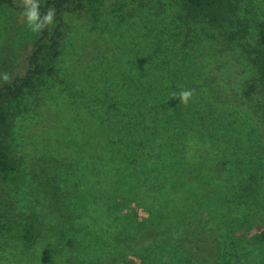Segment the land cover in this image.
Returning <instances> with one entry per match:
<instances>
[{
  "label": "rangeland",
  "instance_id": "374dc122",
  "mask_svg": "<svg viewBox=\"0 0 264 264\" xmlns=\"http://www.w3.org/2000/svg\"><path fill=\"white\" fill-rule=\"evenodd\" d=\"M12 1L0 8L1 86L32 68L41 36ZM85 4L64 14L58 58L44 40L57 73L0 102V151L19 174L0 179V264H122L127 251L137 264H264V79L253 73L264 0H226L218 24L190 22L180 0ZM180 86L195 95L175 114L163 105ZM150 189L171 198L156 210L110 201ZM189 194L219 214L210 231L187 225ZM166 227L171 245L155 248L148 238Z\"/></svg>",
  "mask_w": 264,
  "mask_h": 264
},
{
  "label": "trees",
  "instance_id": "16d2710c",
  "mask_svg": "<svg viewBox=\"0 0 264 264\" xmlns=\"http://www.w3.org/2000/svg\"><path fill=\"white\" fill-rule=\"evenodd\" d=\"M92 5L99 4L100 0H89ZM39 2V12L41 16H43L49 8L55 9L54 21L52 24L48 25L46 28L42 29L39 33L41 34L40 38L36 41L35 49L33 53L29 57L31 69L24 76L16 77L10 84H5L4 86L0 85V102L9 96L14 100H18L20 95L23 93L25 88H28L32 84V80L36 75L47 74L48 76L55 75L57 73V69L53 65H46L42 62L43 52L46 48L44 40H48L51 43V49L53 50V58H58L61 49V40L63 38L62 27L64 21V14L67 12H76L80 10L86 9V0H38ZM226 0H180V6L183 11H185L186 18L192 22L197 23L200 21L218 24L224 18L225 14L223 12L225 7ZM103 2H101L97 9L100 8ZM12 0H0V8L6 5H13ZM51 25L53 27L51 28ZM258 42L261 48V61L256 63L255 69L253 68L254 75H257L261 80L264 79V20L260 21L258 25ZM182 103L178 99H169L163 106L165 108H177L179 109L175 112L178 114L179 111H182L181 108ZM5 106L0 105V122H3L7 119V114L5 113ZM0 179L8 182H17L19 181L18 168L10 162L9 154L1 150L0 151ZM183 190H180V192ZM219 193V192H218ZM104 194H96L95 200L96 202H100L104 198ZM165 196L170 197L169 193L165 195L160 190L150 189L148 192L143 194H135L130 192H124L119 195H114L111 198V203L113 205H117L118 201L123 202L125 205L127 203H139L141 202L144 205H151L152 208L155 209V205L161 203L165 198ZM199 194H189L187 195L188 199L191 200H199ZM206 196H203L199 201H197L196 205H191L192 208L188 210L186 216L188 217L187 225H195L199 230L204 226L214 225L215 221L220 218L219 214L215 213L212 208L211 200L207 199ZM136 199V201L134 199ZM171 198V197H170ZM216 204L220 205L218 210L223 214L226 212L233 211L234 198L231 196L225 203L222 202L220 195L216 196ZM228 204V205H226ZM226 205V206H224ZM231 205V206H230ZM156 210V209H155ZM194 210L195 217H191L190 212ZM199 210V211H198ZM193 214V215H194ZM195 218L202 219V222H196ZM159 222H162L164 216L160 213ZM38 222L39 216L35 212L27 213L23 231V237L27 242H32L35 237L38 235ZM171 224L169 220L166 221V224ZM204 224V225H202ZM161 223H156V228L163 227ZM151 230V229H150ZM208 230V229H207ZM219 234L223 237L220 229ZM210 231V230H208ZM154 236L149 237V242L153 243L155 248H168L171 245V239L168 238L173 234L172 229L170 227H166L164 230H160L157 232H153ZM166 237V238H165ZM128 253L122 256L123 262L122 264H137L135 263V258L130 255L131 251H127Z\"/></svg>",
  "mask_w": 264,
  "mask_h": 264
},
{
  "label": "clouds",
  "instance_id": "9594fccd",
  "mask_svg": "<svg viewBox=\"0 0 264 264\" xmlns=\"http://www.w3.org/2000/svg\"><path fill=\"white\" fill-rule=\"evenodd\" d=\"M24 11L22 15L25 17L27 26L33 32H40L42 29L46 28L48 25L52 24L55 16V9L49 8L48 11L41 16L39 12V2L38 0H22ZM4 82L10 80L8 73L0 74ZM181 90L177 92H172L170 95L173 99H178L182 104L187 106L189 101L195 95V89H186L180 86Z\"/></svg>",
  "mask_w": 264,
  "mask_h": 264
}]
</instances>
